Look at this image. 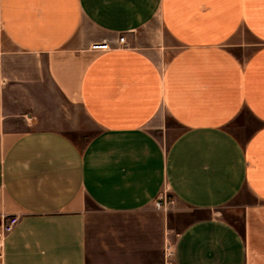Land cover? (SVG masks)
Listing matches in <instances>:
<instances>
[{"label":"crops","instance_id":"obj_1","mask_svg":"<svg viewBox=\"0 0 264 264\" xmlns=\"http://www.w3.org/2000/svg\"><path fill=\"white\" fill-rule=\"evenodd\" d=\"M2 213L6 264H264V0H0Z\"/></svg>","mask_w":264,"mask_h":264},{"label":"rangeland","instance_id":"obj_2","mask_svg":"<svg viewBox=\"0 0 264 264\" xmlns=\"http://www.w3.org/2000/svg\"><path fill=\"white\" fill-rule=\"evenodd\" d=\"M170 126L166 130H158L157 135L165 145H168L172 142L176 134L180 131V128L169 122ZM94 134L93 130H89L86 133L75 134V140L84 145L89 138ZM165 201V210L169 214L171 233H172V242H174V235L176 231L181 230L184 226L189 224L191 221L201 217L207 216L209 212L200 211L197 209L189 208L184 205H180L176 199V197L171 193L170 190H165L161 196ZM159 197V198H160ZM253 198L250 195H244L242 197H238L234 201L229 204L216 209V215H219L223 218H226L230 221L240 223L241 221V213L243 210V206L247 201H252ZM156 206V203H155Z\"/></svg>","mask_w":264,"mask_h":264},{"label":"built area","instance_id":"obj_3","mask_svg":"<svg viewBox=\"0 0 264 264\" xmlns=\"http://www.w3.org/2000/svg\"><path fill=\"white\" fill-rule=\"evenodd\" d=\"M119 44L126 45V36L122 35L119 38ZM95 49H107L108 45L106 43H96L94 44ZM166 201L160 197L156 201V208L157 209H164L165 208ZM20 223V216L18 214H6L2 213L0 214V264H6L5 261V241L8 238V236L16 229V227ZM173 253L172 251L168 252V257L172 258ZM170 264H173L172 261L169 262Z\"/></svg>","mask_w":264,"mask_h":264}]
</instances>
